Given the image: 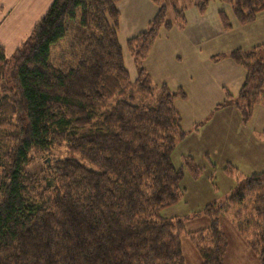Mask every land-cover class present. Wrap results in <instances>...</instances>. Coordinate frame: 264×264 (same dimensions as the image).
<instances>
[{"label": "trees", "instance_id": "trees-1", "mask_svg": "<svg viewBox=\"0 0 264 264\" xmlns=\"http://www.w3.org/2000/svg\"><path fill=\"white\" fill-rule=\"evenodd\" d=\"M120 1L54 0L11 57L0 44V264H186L185 220L163 214L182 195L171 154L185 136L174 99L186 94L167 85L156 93L144 66L171 23L162 7L128 40L132 80ZM211 1L194 3L205 12ZM222 1L241 24L264 11V0ZM220 16L231 29L226 11ZM230 57L246 70L236 106L248 118L264 104V44ZM61 147L67 155L57 157ZM44 155H53L44 168L32 167ZM230 212L264 264V172L205 207L210 226L192 239L202 264H224L220 221Z\"/></svg>", "mask_w": 264, "mask_h": 264}, {"label": "rangeland", "instance_id": "rangeland-1", "mask_svg": "<svg viewBox=\"0 0 264 264\" xmlns=\"http://www.w3.org/2000/svg\"><path fill=\"white\" fill-rule=\"evenodd\" d=\"M117 7L118 37L132 80L137 79L138 67L128 40L149 29L162 7L163 20L171 23L170 28L161 26L144 60L155 74L150 73L156 93L167 85L174 94H186L174 99L185 136L171 154L183 170L182 195L163 214L185 220L181 240L186 264H202L192 239L210 226L211 219L202 214L205 207L226 202L243 180L264 172V104L255 105L248 118L236 106L246 70L230 57L235 50L264 44V11L253 22L241 24L222 0H212L205 12L194 0H122ZM220 11L228 14L231 29H225ZM55 155L66 156V147L56 149ZM52 156L36 159L32 167L44 168ZM243 210L241 215L249 219ZM231 212L220 221L228 239L224 264H262L259 252L239 234Z\"/></svg>", "mask_w": 264, "mask_h": 264}, {"label": "crops", "instance_id": "crops-1", "mask_svg": "<svg viewBox=\"0 0 264 264\" xmlns=\"http://www.w3.org/2000/svg\"><path fill=\"white\" fill-rule=\"evenodd\" d=\"M54 0H1L0 44L12 54L29 37ZM150 73L155 76L151 68Z\"/></svg>", "mask_w": 264, "mask_h": 264}, {"label": "water", "instance_id": "water-1", "mask_svg": "<svg viewBox=\"0 0 264 264\" xmlns=\"http://www.w3.org/2000/svg\"><path fill=\"white\" fill-rule=\"evenodd\" d=\"M50 161V160H49Z\"/></svg>", "mask_w": 264, "mask_h": 264}]
</instances>
